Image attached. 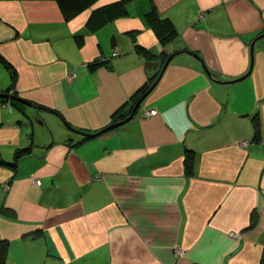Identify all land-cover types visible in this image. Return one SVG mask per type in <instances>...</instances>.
I'll list each match as a JSON object with an SVG mask.
<instances>
[{
	"label": "crops",
	"instance_id": "0c3cea01",
	"mask_svg": "<svg viewBox=\"0 0 264 264\" xmlns=\"http://www.w3.org/2000/svg\"><path fill=\"white\" fill-rule=\"evenodd\" d=\"M120 1L0 0V92L38 106L0 101L5 264H262L264 0H125L98 23ZM152 10L176 27L164 46ZM162 50L130 120L76 132L113 122Z\"/></svg>",
	"mask_w": 264,
	"mask_h": 264
},
{
	"label": "trees",
	"instance_id": "16d2710c",
	"mask_svg": "<svg viewBox=\"0 0 264 264\" xmlns=\"http://www.w3.org/2000/svg\"><path fill=\"white\" fill-rule=\"evenodd\" d=\"M60 7V10L66 17H71L74 16L83 10L89 8L96 0H54ZM125 0H121L120 2L114 3L112 5L106 6L98 11H96V19L98 23L107 21L109 19H112L114 17L113 10L118 9L120 11H124L122 6L124 5ZM146 19L151 27V29L154 31L155 35L157 36L159 42L162 45H166L170 41H172L176 35H177V30L176 27L174 26L173 22L167 18L163 17L160 14H158L155 10H152L146 14ZM142 52L145 54L146 51H144L142 48H140ZM166 57H168V54L162 50L158 54V58L163 62L165 61ZM1 61H4L3 59L0 58ZM4 65L6 68L10 71V77H11V84L10 87L13 86V82L15 79V72L13 71L12 67L4 61ZM156 77V73L150 74L148 76V79L144 83V85L140 88L138 93L133 96L131 99L130 103H128L127 107H125L122 110H118V112L113 113L112 115V120L113 122L125 118L127 115H129L133 105L135 102L138 100V98L146 91V89L149 88V86L154 82ZM9 87V88H10ZM7 88L4 93H8L10 89ZM1 102H6V99L1 97L0 98ZM253 126H254V138L257 139L259 137L260 133V125H259V120L257 116L253 117ZM87 137H83V139L79 142L81 143L82 141L86 140ZM24 149L17 150L14 153V159L11 160L10 162H7L8 164H15L16 159L18 158L19 155L24 153ZM185 168L187 172H190L192 170V160L190 158V155H186V159L184 161ZM7 207L2 206L0 211L5 212L7 211ZM9 248V242L6 239H1L0 238V264H5L6 262V257H7V252Z\"/></svg>",
	"mask_w": 264,
	"mask_h": 264
},
{
	"label": "water",
	"instance_id": "95a60500",
	"mask_svg": "<svg viewBox=\"0 0 264 264\" xmlns=\"http://www.w3.org/2000/svg\"><path fill=\"white\" fill-rule=\"evenodd\" d=\"M262 36H264V35H261V36H259V37H262ZM257 39H258V38H257ZM255 40H256V39H254V40L251 42V50L253 49V45H254ZM186 52H188V51H186ZM189 53H190V52H189ZM193 55L196 56L195 54H193ZM173 56H174V54H171V55H169V56L166 58V61L164 62V65H163L162 69L160 70L157 79H156V80L150 85V87H149L146 91H144V93L138 98V100H137V101L135 102V104L133 105V107H132V109H131L129 115H127V116H126L125 118H123V119H120V120H117V121H115V122H112L111 124H109V125L103 127L102 129H100V130H98V131H96V132H94V133H87V132H84V131H76V132H78V133H80V134H84V135H86V136H96V135L100 134V133L103 132V131H106V130H108V129H110V128H113V127H115V126L121 125V124L125 123L126 121L130 120V119L135 115V112L137 111V108H138V106L140 105V103L142 102V100L145 98V96L149 93V91L152 89V87H153V86L155 85V83L158 81V79L160 78V76H161L162 72L164 71L166 65L169 63V61L172 59ZM156 64H157L156 62H152V61H150V62L148 63V65H150V66H155ZM204 69H205V71L208 73V75H210V72L208 71V69H207L206 67H204ZM241 78H243V76H241V77H239V78H237V79L240 80ZM0 97L6 98V99H10V100H13V101H18V102H20V103H24V104H26V105L37 106V105L33 104L32 102H30V101H28V100H26V99H23L22 97L18 96V95L15 93L14 90H11V91L8 92V93L0 92ZM37 107H38V106H37ZM262 264H264V261H263Z\"/></svg>",
	"mask_w": 264,
	"mask_h": 264
},
{
	"label": "rangeland",
	"instance_id": "374dc122",
	"mask_svg": "<svg viewBox=\"0 0 264 264\" xmlns=\"http://www.w3.org/2000/svg\"><path fill=\"white\" fill-rule=\"evenodd\" d=\"M158 39V38H157ZM164 46V45H163ZM171 55V54H170ZM169 56V55H168ZM152 58H155V59H158V60H155L154 59V61H152V62H156L157 64L154 66V67H157V70L154 72V73H156V77H155V80L157 79V77H158V75H159V72H160V70L162 69V67H163V65H164V62L166 61V59H165V61H161L159 58H158V55H154V57H152ZM167 58V57H166ZM150 62V61H149ZM153 67V66H152ZM151 74H153V73H151ZM154 80V81H155ZM159 80V79H158ZM146 82V81H145ZM157 83V82H156ZM155 83V84H156ZM150 87V86H149ZM153 88V87H152ZM147 90V89H146ZM152 115V114H151ZM112 122H110L109 124H111ZM108 124V125H109ZM107 126V125H106ZM77 131V130H76ZM78 131H81V130H78ZM38 178H35L34 179V183H37L36 182V180H37ZM40 181V180H39ZM40 183V182H39ZM39 183H37V184H39Z\"/></svg>",
	"mask_w": 264,
	"mask_h": 264
},
{
	"label": "built area",
	"instance_id": "2783aa9c",
	"mask_svg": "<svg viewBox=\"0 0 264 264\" xmlns=\"http://www.w3.org/2000/svg\"><path fill=\"white\" fill-rule=\"evenodd\" d=\"M154 113H155V110L145 111V112L143 113V116H148V115H151V114H154ZM36 182L39 183V182H40L39 179H37ZM37 183H36V184H37ZM179 252H180V251H179ZM179 252H178V253H179Z\"/></svg>",
	"mask_w": 264,
	"mask_h": 264
},
{
	"label": "bare ground",
	"instance_id": "6f19581e",
	"mask_svg": "<svg viewBox=\"0 0 264 264\" xmlns=\"http://www.w3.org/2000/svg\"><path fill=\"white\" fill-rule=\"evenodd\" d=\"M10 103V102H9Z\"/></svg>",
	"mask_w": 264,
	"mask_h": 264
}]
</instances>
